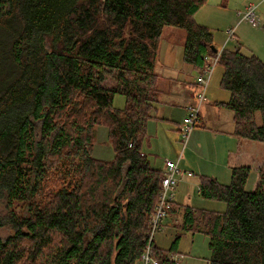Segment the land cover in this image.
<instances>
[{"label":"trees","instance_id":"obj_1","mask_svg":"<svg viewBox=\"0 0 264 264\" xmlns=\"http://www.w3.org/2000/svg\"><path fill=\"white\" fill-rule=\"evenodd\" d=\"M206 2L0 0V189L10 206L27 204L23 217L0 216L11 229L0 264H139L164 176L142 151L159 103L160 41L166 27L184 30L182 60L202 72L215 54L213 32L195 20ZM218 64L234 136L264 144V62L224 47ZM98 126L112 161L93 156ZM250 174L232 168L228 185L201 176V196L224 213L183 208L182 231L209 238L207 264H264V171L254 191ZM181 237L169 251L153 242L159 264H176Z\"/></svg>","mask_w":264,"mask_h":264},{"label":"rangeland","instance_id":"obj_2","mask_svg":"<svg viewBox=\"0 0 264 264\" xmlns=\"http://www.w3.org/2000/svg\"><path fill=\"white\" fill-rule=\"evenodd\" d=\"M250 8H255V14L258 20L257 26H252L248 21L244 20L245 15L247 14ZM197 16H202L204 20H199L197 23L208 27L211 29L214 35V46L217 50H222L225 47L227 50H236L241 49V52L245 55H250L251 53L258 56L264 62V0H207L206 4L199 10ZM195 20L196 17H195ZM173 29L178 32L175 36L170 38V35L167 31L164 32V40L172 39L175 43L180 42L181 37L185 36V31L182 29H177L173 27H167L166 30ZM233 30L237 37L236 40L228 39V32ZM162 40V41H164ZM161 41V42H162ZM164 43V42H163ZM184 43V42H183ZM166 44V42H165ZM164 44V46H165ZM6 54L5 44L0 40V64L3 63V56ZM7 61L11 63L9 57ZM7 67V68H6ZM8 66H5L8 69ZM3 71L0 69V74ZM5 71L3 72V74ZM223 69L220 65H218L214 71L213 77L211 79V83L207 92V98L210 101H214L216 99L221 101H228L230 97V93L224 90L221 87V79H222ZM196 74V77H198ZM195 77V78H196ZM2 78V76H0ZM106 86H112L115 84L114 81L108 77L105 80ZM126 98L123 95H116L114 98V107L116 109H123L125 107ZM233 114V113H232ZM257 120L260 122V115L257 114ZM175 125V124H174ZM95 127V126H94ZM93 127V129H94ZM101 127V126H98ZM95 128L96 129L98 128ZM40 125L37 124V132L39 133ZM166 128V127H165ZM166 130V129H165ZM163 130V138H173L174 144L168 145L167 152H159V156L155 158L149 152L152 150H146L148 145V139H146L143 143V152L147 153L149 156V160L152 166H161L162 162L164 165V161L166 159L170 161H177L179 156L182 155L183 160L180 164V169L182 168L184 163L195 164L197 161L194 158L186 156L191 152L192 146L188 143L185 148L181 143L180 135L174 130L176 127L171 128V132H166ZM220 138V141H216L214 145L218 148V155L213 156L211 161H217V163L223 164L227 162L228 159V151L235 150L236 144L232 142L230 139ZM39 139V136H38ZM109 139V138H108ZM153 142V141H152ZM108 146H111L108 142ZM250 148H255V155L258 156V159L264 158V144L262 143H249ZM253 149L249 150L252 152ZM206 159V158H204ZM186 160V161H185ZM185 161V162H184ZM185 171V170H184ZM188 171V170H187ZM261 172L264 171V165L260 169ZM259 171V172H260ZM52 172V171H51ZM52 174V173H51ZM53 175V174H52ZM55 176V175H54ZM201 176L198 172L195 174L197 179L194 181H199ZM257 174L256 171L251 172L249 180L246 185L247 191H254L256 186ZM177 191V190H176ZM180 192V194H179ZM176 201L179 204V210L177 218L165 219L163 222V227L155 234V245L161 251H169L171 245L178 234H181V240L178 245V250L174 252V256L177 255L176 264H207L209 259L208 252L211 251L209 249V241H207V236L202 233H192V232H183L181 225L183 224V208L185 207L183 199L189 198L188 204L191 208L195 210H208V211H216L220 213H224L227 209L226 205L222 202L208 200L199 195V187L197 184L195 186H190L187 183H181L178 191L175 193ZM175 201V200H174ZM27 204L14 201L10 206L8 203V199L6 194L0 189V216L3 218H9L12 213H14L18 217H23L26 215ZM11 233V229L6 226L0 228V238L5 239ZM209 239V238H208ZM195 244V249H194ZM173 255V254H172Z\"/></svg>","mask_w":264,"mask_h":264},{"label":"crops","instance_id":"obj_3","mask_svg":"<svg viewBox=\"0 0 264 264\" xmlns=\"http://www.w3.org/2000/svg\"><path fill=\"white\" fill-rule=\"evenodd\" d=\"M197 14L198 12L195 15L197 19L196 21L199 20V17L201 20H204L202 16L198 17ZM166 28L164 29V32L167 31L170 38L178 33L176 30H166ZM164 32L162 40H164ZM181 38L182 39H180L179 44L175 43L172 39H165L164 41L161 40L162 42L160 41L159 45L158 60L155 67V73L159 77V103L151 112V118L146 125L147 139L149 140L146 150H152L149 154H152L155 158L159 156V152L169 151V144L170 147L174 144L173 138H168L167 140L163 138V130L166 129L165 131L170 133L171 128L173 127L174 130L175 126L176 130L174 131L180 135V130L183 127V121L189 114L191 106L194 105L197 95L198 89L196 85V74L199 72L191 65L183 62V42L185 40V36H182ZM235 38L237 39L236 35ZM213 74L210 78L209 86ZM229 100L230 97L228 101ZM228 101H221L218 99L210 101L207 98L206 93V100L201 106L199 123L193 130L187 142V144L189 143L192 146V150L186 156L190 157V161L191 158H194L197 162L195 164H191V162L188 164L184 163L182 167L184 169H180L181 175L177 191L180 184L185 182L190 184V186H195L197 184L199 187V195H201L200 182L194 181V179H197L195 177L197 172L200 175L216 178L221 184L228 185L231 180V169L242 166H249L251 168V172L256 171L257 179L255 186H257L259 171L264 165V158L262 157L261 159H258V156L255 155L254 146H252L253 148L249 147L251 146L249 143H253L252 141H240L234 136L233 112L218 105V103H226ZM223 137L234 142L236 147L235 150L228 151L227 162L220 164L217 163V161H211V158L218 155V148L214 145V143L216 141H220V138L224 139ZM108 142L110 143L108 139V129L103 126L98 127L96 129V144L93 150V156L96 159L102 161H112L114 159V149L111 143V146H108ZM143 147L144 146H142V151ZM251 149H253L252 152H249ZM144 154L149 158L147 153ZM182 160L183 157H181L179 162V168H181L180 164ZM152 167L162 172L165 168V161L164 165L162 162L161 166L157 167L154 165ZM174 200V208H176L179 206L176 201V196ZM183 201L184 206H190L188 204L189 198H184ZM178 214L180 213L177 210L170 213L166 219L177 218ZM207 241H209L208 238ZM208 254L211 257L210 252H208ZM176 257L177 255L172 258L176 261Z\"/></svg>","mask_w":264,"mask_h":264},{"label":"built area","instance_id":"obj_4","mask_svg":"<svg viewBox=\"0 0 264 264\" xmlns=\"http://www.w3.org/2000/svg\"><path fill=\"white\" fill-rule=\"evenodd\" d=\"M244 20L248 21L252 26L258 25L255 8H250L248 10L247 14L244 17ZM235 39V32L233 30H230L228 32L227 41ZM222 50H218L217 53H215L213 56L206 57L207 66L202 72H199V75L196 78V85L198 90L195 98V103L193 106H191L189 114L184 119L183 127L180 130V138L183 148L186 147L190 135L199 123L201 106L206 100L209 81L215 71L216 66L219 63ZM181 157L182 155H180L178 161L176 162L170 161L168 159L165 160V168L162 171L164 176L162 180V189L160 192L159 201L149 222V242L139 264L160 263L159 259L154 256L153 242H155V234L163 227L162 224L164 220L168 217V215L174 208L175 193L178 188L181 175V170L179 168ZM171 259L175 261V259Z\"/></svg>","mask_w":264,"mask_h":264},{"label":"water","instance_id":"obj_5","mask_svg":"<svg viewBox=\"0 0 264 264\" xmlns=\"http://www.w3.org/2000/svg\"><path fill=\"white\" fill-rule=\"evenodd\" d=\"M213 51H214V53H217V48H215L214 46H213Z\"/></svg>","mask_w":264,"mask_h":264},{"label":"bare ground","instance_id":"obj_6","mask_svg":"<svg viewBox=\"0 0 264 264\" xmlns=\"http://www.w3.org/2000/svg\"><path fill=\"white\" fill-rule=\"evenodd\" d=\"M162 183V182H161ZM175 210V209H174Z\"/></svg>","mask_w":264,"mask_h":264}]
</instances>
